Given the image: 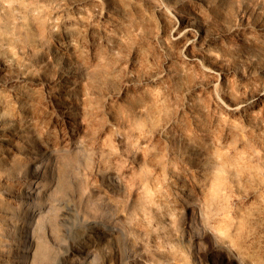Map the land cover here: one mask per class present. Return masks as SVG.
<instances>
[{
    "label": "rangeland",
    "instance_id": "obj_1",
    "mask_svg": "<svg viewBox=\"0 0 264 264\" xmlns=\"http://www.w3.org/2000/svg\"><path fill=\"white\" fill-rule=\"evenodd\" d=\"M110 3V18L123 30V55L96 91L99 118L86 133L90 160L83 182L93 196L77 188V167L70 164L68 186L52 180L36 202L21 203L25 158L17 151L5 155L6 162L0 158V264H264V114L257 110L241 119L214 105L208 77L180 65L163 32L169 20L152 1ZM245 3L254 10L252 19L264 20V0H225L221 10L201 14L226 26L240 20L236 8ZM65 11L85 24L108 23L84 0H0L2 77L28 64L39 25ZM132 48L139 49V58L128 75L142 84L138 91L130 85L120 100L111 93L124 86L122 62ZM208 56L236 64L237 75L228 81L234 91V82L246 89L261 83L250 67L264 63L258 43L221 41ZM9 59L17 66H4ZM164 60L173 74L156 76ZM10 85L0 80L9 112L18 105ZM34 96L33 111L46 120L43 91L36 87ZM189 151L195 162L187 159ZM107 167L116 179H102ZM20 225L31 242L13 233Z\"/></svg>",
    "mask_w": 264,
    "mask_h": 264
},
{
    "label": "bare ground",
    "instance_id": "obj_2",
    "mask_svg": "<svg viewBox=\"0 0 264 264\" xmlns=\"http://www.w3.org/2000/svg\"><path fill=\"white\" fill-rule=\"evenodd\" d=\"M84 1L94 7L96 17L108 23L100 26L88 22L85 24L65 11L57 21L39 25L37 46L28 64L17 66L11 59L3 62L4 66L18 68L13 76L2 77L0 74L2 83L14 84L10 86H14L12 92L18 105L9 112L4 109L6 101L0 97V158L6 162L5 155L8 156L11 151H17L25 158L20 191L17 194L21 203L31 198L36 202L46 191L43 187L52 180L59 188L68 186L70 164L77 167L73 170L78 180L77 188L88 192L89 197L93 196V188L83 182L90 160L86 133L93 129L99 118L94 101L96 91L107 82L109 74L114 71V65L120 62L119 58L123 55V30L121 25L110 18V0ZM150 1L155 10L169 20L163 32L168 43L175 47L180 65L194 67L208 77L207 86L215 106L241 119H248L257 110L264 114V63L250 65L261 78L258 87L246 89L238 81L234 82V91L228 81L237 75L236 64L208 56L211 45L218 47L219 42L224 43L229 39L253 41L264 50V20L252 19V7L247 6V3L237 6L236 14L240 20L218 26L214 25L209 15L201 14V11L205 8L211 13L221 10L225 0ZM171 11L176 15L175 21L171 19ZM241 53L249 58L244 50ZM138 54L139 49L132 48L129 59L122 62L127 79L122 88L111 93L120 100L127 97L130 85L137 86L135 91L141 88L142 81H136L128 75L129 70L138 62ZM163 64V69L156 76L162 73L173 74L166 60ZM36 87L43 91L47 102L46 120L41 118L40 113L33 111ZM260 137L264 140V123ZM186 156L190 162L197 159L192 151L187 152ZM101 177L106 180L116 179L117 174L107 167L101 172ZM12 231L20 242H23L24 237V242H31L25 226H14Z\"/></svg>",
    "mask_w": 264,
    "mask_h": 264
}]
</instances>
